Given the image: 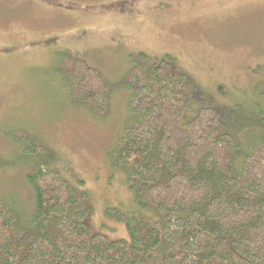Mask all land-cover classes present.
<instances>
[{"label":"trees","instance_id":"16d2710c","mask_svg":"<svg viewBox=\"0 0 264 264\" xmlns=\"http://www.w3.org/2000/svg\"><path fill=\"white\" fill-rule=\"evenodd\" d=\"M63 52L52 72L62 94L103 115L104 75ZM173 61L164 54L123 82L125 117L107 158L133 204L104 214L127 235L94 230L88 192L18 133L10 141L29 167L31 209L0 196V264H264V82L254 86L258 102L223 111L197 99L202 89Z\"/></svg>","mask_w":264,"mask_h":264},{"label":"rangeland","instance_id":"374dc122","mask_svg":"<svg viewBox=\"0 0 264 264\" xmlns=\"http://www.w3.org/2000/svg\"><path fill=\"white\" fill-rule=\"evenodd\" d=\"M64 50L104 75L103 115L62 94L52 72ZM164 54L200 86L197 99L223 111L253 105L264 82V0H0V196L31 209L29 167L10 141L28 133L50 152L49 169L88 192L92 228L125 237L104 213L133 196L107 153L125 117V78Z\"/></svg>","mask_w":264,"mask_h":264},{"label":"bare ground","instance_id":"6f19581e","mask_svg":"<svg viewBox=\"0 0 264 264\" xmlns=\"http://www.w3.org/2000/svg\"><path fill=\"white\" fill-rule=\"evenodd\" d=\"M263 82V81H262Z\"/></svg>","mask_w":264,"mask_h":264}]
</instances>
